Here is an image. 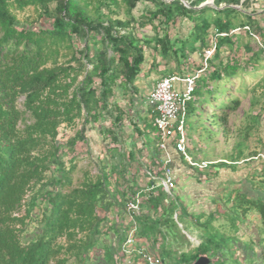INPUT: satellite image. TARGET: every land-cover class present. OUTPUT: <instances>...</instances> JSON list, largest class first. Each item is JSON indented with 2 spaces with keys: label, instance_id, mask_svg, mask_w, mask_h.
I'll list each match as a JSON object with an SVG mask.
<instances>
[{
  "label": "trees",
  "instance_id": "16d2710c",
  "mask_svg": "<svg viewBox=\"0 0 264 264\" xmlns=\"http://www.w3.org/2000/svg\"><path fill=\"white\" fill-rule=\"evenodd\" d=\"M185 1L198 7L207 0ZM213 2L215 9L196 10L179 0H0V264H68L69 257L83 264L103 234L101 227L109 222L112 209H122L126 194L110 190L118 172L111 165L95 180L72 188L73 154L76 144L85 141L86 126H95L105 115L113 117L114 125L121 124V114L113 115L112 98L118 91L124 97L136 92L146 46L155 43L156 51L165 58L171 54L180 65L187 52L207 48L212 27L226 34L216 39L210 69L196 80L186 115L202 123L203 110L208 107L211 115L204 122L227 123L238 100L225 96V84L257 68L249 62L252 67L247 70L236 60H222L220 54L223 46H234L232 31L250 27L254 20L227 7L239 5L240 0ZM138 3H150L152 8L137 18L133 11ZM222 5L226 8L219 9ZM121 6L123 19L118 18ZM28 7L52 19L51 26L21 25L15 12ZM181 18L192 22L188 39L171 41L166 32L160 37L158 27L167 28ZM148 27L156 31L154 38L142 34ZM63 48L71 50L70 59L57 64ZM229 100L230 104L225 103ZM78 122L82 128L65 144L60 143L61 129L73 128ZM108 134L116 137L112 131ZM67 154L72 155L69 168L63 160ZM120 168L119 177L125 179L127 168ZM167 198L159 190L145 201L157 211ZM247 206L255 207L254 201ZM164 207L169 216L174 205L168 200ZM99 211L105 216L101 218ZM168 219L146 227L160 233ZM31 224L36 226L30 232ZM203 255L207 248L200 245L194 255H182L180 260L193 264ZM261 261L264 264V252Z\"/></svg>",
  "mask_w": 264,
  "mask_h": 264
},
{
  "label": "crops",
  "instance_id": "0c3cea01",
  "mask_svg": "<svg viewBox=\"0 0 264 264\" xmlns=\"http://www.w3.org/2000/svg\"><path fill=\"white\" fill-rule=\"evenodd\" d=\"M243 1L245 0H240L241 8L244 6ZM239 5L227 7L237 9L243 15H250L255 23H260L254 9H251L253 12L247 14L239 10ZM260 6L264 11V3ZM223 8H226L225 5L219 9ZM210 32H213V27ZM141 87V82H137L136 92L127 96L133 99L135 117L130 123L132 128L129 129V137L134 138L128 141L129 149L124 152L127 161L125 162L123 159L124 153L121 154L123 160L116 161V158H113L115 162H119L118 165L114 164L113 166L118 171L113 175L114 181L115 179H118V183L121 181L120 167L126 166L127 173L124 182L134 187L135 191H143L142 209L135 218L140 226L137 234L139 245L149 253L160 257L164 255L166 259L171 256L170 247H178L175 255L180 264H184L180 260L182 255H194L200 245H205L207 248V255L203 256L210 260V264L212 262L213 264H262L261 258L264 252V215H262L264 170L258 161L252 160V157L257 153L241 162H227L226 160L208 161L199 156L193 158L187 151L195 162H217L207 169H199L190 166L175 150L174 142L168 141L165 150L159 149V137L152 130L156 113L147 101L149 92L152 90L149 91L148 86H144V89ZM138 89L140 92L137 93ZM120 134L123 132L121 131ZM121 139H124L125 144L127 143L124 135ZM188 145V138H186V150H188ZM129 156L131 157L129 158ZM166 160L169 161L168 167L172 170L175 180V188L171 192H167L159 182ZM108 165L111 167L110 164ZM159 190L168 196L169 201L174 193L175 201H171L174 209L171 214L169 213V216L164 212L167 199L164 206L158 208L157 211L151 206H149L151 210L147 209L146 198L154 196ZM123 193L126 194V199L123 201L125 207V203L131 197V190L123 191ZM253 201L255 207L246 208L248 207L247 202ZM112 210L111 213L113 212L115 215L111 221L114 220L117 223L116 227L113 230L110 222L103 224L104 234L106 235V232L110 231L108 238L98 239L96 247L91 251L93 253H90V258L83 264H125V257L121 255V246L125 239V228L122 223L125 218V208L124 210L115 208ZM144 215L149 220L144 218ZM171 216H175L177 220L180 217L183 222L179 224L180 227L183 228L185 225L192 231V234H186L188 239L186 244H181L180 240L173 242L166 240L165 243L162 238L161 234H164L165 225L169 223ZM163 218L169 219L160 226V233L156 232V228L148 229L146 227ZM157 235L160 237L158 238ZM250 238L252 239L250 240ZM95 249L96 251H94ZM131 260L133 264H143L138 257L133 256ZM161 260L162 264H166L163 257Z\"/></svg>",
  "mask_w": 264,
  "mask_h": 264
},
{
  "label": "rangeland",
  "instance_id": "374dc122",
  "mask_svg": "<svg viewBox=\"0 0 264 264\" xmlns=\"http://www.w3.org/2000/svg\"><path fill=\"white\" fill-rule=\"evenodd\" d=\"M249 1L242 8L240 5L238 7L239 10L247 14L253 12L251 9H254L256 17H259V24L252 21L249 25L254 36L250 35L249 32H239L233 37L236 40L233 47L229 45L223 46L220 58L224 61L229 59L236 60L242 68H247V70L252 67L248 63L252 62L257 68V72L239 75L231 82L225 84L228 91L225 96L238 100V107L228 117L226 124L219 123L213 126L211 122H204L211 115L212 109L208 107L203 110L202 123L197 122L195 117L187 118V126L185 129L186 138H188L189 143L187 151L189 155L191 153L193 158L199 156L208 161L226 160L227 162H241L253 154L264 153V11H262V5L260 6V4L264 3V0H251L250 3ZM51 8H53V5H51ZM89 8L93 10L94 5L91 4ZM147 8H152V5L150 3H138L133 11V15L138 18ZM103 12H106V10H103ZM15 15L21 25H28L31 28L45 29L52 24V19L44 16L41 10L35 7H28L23 11H17ZM119 15L118 18L123 19L124 7L122 6L119 10ZM238 18L239 20L247 21L245 17L238 16ZM156 24L155 26H158ZM138 28V26H135V29L138 30ZM158 28L160 37L166 32L171 41H182L188 39L192 29V22L186 18H181L177 19L174 24L169 25L167 28ZM137 30L136 32H138ZM141 32L149 38H154L156 34V31H153L150 27ZM211 39L212 34L209 31V36L206 39L207 48L210 45ZM154 46L156 44L152 43L149 47L146 46L144 48L145 62L136 80V84L137 82H141V89H144V86H148L150 88L149 91L156 86L159 80L169 75L183 77L184 75L197 74L202 68L203 50L207 49L204 48L202 52L198 51L194 54L187 52V58L182 60V63L179 65L171 54L165 58L159 51L154 49ZM70 54V49H61L56 63L62 64L67 62L70 59ZM202 74L204 73L200 75ZM138 92H140L139 89ZM222 100H225V98ZM225 103L230 104L231 102L229 100ZM218 104L220 103H216V105ZM112 111L114 112V116L115 114H121L122 125H114L113 117L105 115V118L100 120L95 126H86L84 143L78 142L76 144V151L73 154L76 157L73 162L76 169L72 174V188L78 187L88 180H95L106 165L110 164L112 167L114 164L118 165L119 162H115L113 158H116V161H120L122 159L121 154L129 149L128 141L134 138L129 137V129L132 128L130 123L135 119L133 99L124 97L121 91L116 92L114 98H112ZM81 128L82 125L78 122L73 128L61 129L58 140L60 143L65 144ZM108 131H112L113 134L116 133V137L109 136ZM121 131L123 134H120ZM123 135L127 142L126 144L123 142L124 139H121ZM71 157L72 155L69 154L63 155L66 168H69L71 165L69 161ZM123 157L126 162L125 153ZM109 169L110 167H107V171ZM50 176L51 173H48L47 177ZM114 182L112 177L110 185L111 191L118 189L121 194L123 191L127 192L131 190V196L137 192L134 190V187L127 185L124 179H121L118 184ZM174 199L173 193L171 201L174 202ZM122 209L124 210V206ZM147 209L151 210V207L147 205ZM99 214L101 218L105 216L103 211H99ZM114 215L113 212L110 213L108 219L113 230L117 225L114 220L111 221ZM144 218H147V216L144 215ZM180 223H183L180 217L178 220L175 219V216L170 217L169 223L165 225L164 234H161L165 243L166 240H171L172 242L174 240H180L181 244L188 242L186 234H192V231L185 225L181 228ZM35 226L31 224L30 232L35 229ZM101 228L104 234V228ZM109 232L107 231L106 235L102 234L99 239H103L104 237L108 238ZM157 237L159 238L160 236L157 235ZM63 242V239L60 240V243ZM170 249L171 256L169 258L166 259L164 255L161 257L164 258L166 264L172 262L173 264H180L175 255L178 247L172 246ZM173 253L174 255L172 256ZM69 258L68 264H78L73 257ZM171 258L173 259L170 262Z\"/></svg>",
  "mask_w": 264,
  "mask_h": 264
},
{
  "label": "built area",
  "instance_id": "2783aa9c",
  "mask_svg": "<svg viewBox=\"0 0 264 264\" xmlns=\"http://www.w3.org/2000/svg\"><path fill=\"white\" fill-rule=\"evenodd\" d=\"M241 31L251 32L248 26L238 27L232 31L238 34ZM212 39L207 49L203 51L202 68L197 74L179 76H168L159 80L147 97L148 104L155 110L156 116L153 120V128L159 137L158 148L165 150L168 141L174 142L175 150L183 156V158L192 167L199 169H207L210 165L217 162H195L186 150V107L187 103L192 99L195 89L196 80L199 75L205 72L213 60L216 50V39L224 37L226 34H219L213 28ZM252 160L258 161L264 170V153H258L252 157ZM169 161L166 160L162 176L159 180L167 192H171L175 188V180L172 170L168 167ZM144 200L143 191H139L132 195L125 203V218L123 226L125 228V239L121 246V255L125 257V264H133L131 258L138 257L143 264H162L161 257L149 253L143 246H140L137 240L139 232V224L135 218L140 214L142 203Z\"/></svg>",
  "mask_w": 264,
  "mask_h": 264
},
{
  "label": "water",
  "instance_id": "95a60500",
  "mask_svg": "<svg viewBox=\"0 0 264 264\" xmlns=\"http://www.w3.org/2000/svg\"><path fill=\"white\" fill-rule=\"evenodd\" d=\"M163 1L171 2V1H174V0H163ZM179 1H181L184 4L185 7L196 9V10L202 9V8H204L206 6L215 7L214 4H213V1L204 2L203 4H201L198 7H191L190 4L187 1H185V0H179ZM193 264H210V260L207 257L202 256L198 260H196V262H194Z\"/></svg>",
  "mask_w": 264,
  "mask_h": 264
}]
</instances>
